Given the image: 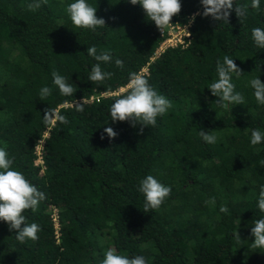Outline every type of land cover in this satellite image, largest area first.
<instances>
[{"label":"trees","instance_id":"1","mask_svg":"<svg viewBox=\"0 0 264 264\" xmlns=\"http://www.w3.org/2000/svg\"><path fill=\"white\" fill-rule=\"evenodd\" d=\"M30 2L0 0V147L7 145L13 167L46 199L36 212L23 213L27 223L42 228L36 241L20 243L16 230L0 220V264H100L110 248L142 255L148 264H264V248L251 247L254 221L264 218L258 208L264 142L250 143L253 129L264 132V105L250 85L256 77L264 82V49L251 35L254 27L264 29V0L259 12L251 0H236L247 6L243 22L235 11L229 22L205 17L201 0H180L171 22L183 24L195 15L190 37L152 61L163 36L140 4L87 0L106 22L92 31L72 24L65 9L74 0H48L36 11L27 9ZM92 45L113 57L101 63L114 73L102 84L89 80L98 63L87 53ZM224 56L242 70L232 82L245 97L243 105L229 109L218 106L207 87L218 79L216 63ZM116 58L123 60L122 69ZM53 71L77 89L73 96L60 94ZM132 72L145 74L173 105L142 134L141 125L110 116ZM44 86L52 93L41 100ZM83 102L77 111L75 104ZM47 108L69 123L45 125ZM107 127L118 135L109 138ZM199 130L215 133L217 143H206ZM147 175L171 187L160 209L149 212L138 191ZM213 197L215 204L206 203Z\"/></svg>","mask_w":264,"mask_h":264},{"label":"clouds","instance_id":"2","mask_svg":"<svg viewBox=\"0 0 264 264\" xmlns=\"http://www.w3.org/2000/svg\"><path fill=\"white\" fill-rule=\"evenodd\" d=\"M132 5L140 4L146 14V17L154 21L160 31L169 27L172 23V17L178 15L181 11L180 0H130ZM204 11L203 16H211L214 20L229 22L231 11H235L236 16L241 22L247 17V6L241 5L236 0H201ZM261 0H251V8L260 11ZM48 0H31L26 5L29 11H36L42 5H47ZM66 12L70 16L72 24L81 29L96 31L98 27L106 26L104 18H98L96 15L97 8L87 3V0H74L66 6ZM195 19V15L190 18V22ZM190 34V33H189ZM252 39L256 46L264 49V29L254 27L251 32ZM88 55L94 57L98 62L91 67L89 80L91 82L102 84L105 80L110 79L114 73L104 71L101 63H111L113 61L110 50H103L97 53L95 45L88 46ZM116 67L123 68V60L116 58L114 61ZM216 71L218 79L209 84L207 87L211 90L212 95L218 97L215 101L218 106L229 109L230 106L245 103V97L235 90V84L232 82V76L235 74L239 77L242 70L229 56L223 57V62L217 60ZM53 84L59 89L63 96H73L76 88L68 83L65 76L60 75L57 71L52 72ZM254 89L256 101L264 105V82L258 77L250 81ZM127 92L121 93L114 99L110 108V116L113 122L128 121L132 127L137 124L141 125L138 134H142L144 127H155L157 118L168 113L173 107L172 102L164 95L158 93L148 81L143 73L132 72L129 74ZM52 89L44 86L40 89L39 98L45 100L51 95ZM83 103H76L77 111H83ZM43 122L47 126L55 127L57 122L60 124L69 123L65 115L60 114L55 109H45ZM109 138L118 135L113 128L104 129ZM199 136L208 144L217 143L218 136L215 133L199 130ZM103 139V134L101 135ZM264 142V132L259 129H253L251 132V145L255 146ZM7 145L0 147V220L8 224L9 230H16V239L20 243L26 240L36 241L38 232L42 228L37 223H27V218L23 214L26 210L36 212L40 202L46 199L44 192L38 190L23 174L22 171L13 167L15 157H11L6 150ZM264 166V162H262ZM138 191L145 197L144 210H159L167 197L171 194V187L166 186L158 181L153 175H147L140 181ZM206 203L215 204V198H210ZM258 208L264 212V186H261L258 199ZM227 212L226 206L220 209ZM251 234L254 236L252 248H264V218L254 221L251 228ZM237 240L240 235L236 233ZM100 264H148L146 258L142 255L129 257L120 255L114 249H108L104 254V259Z\"/></svg>","mask_w":264,"mask_h":264},{"label":"built area","instance_id":"3","mask_svg":"<svg viewBox=\"0 0 264 264\" xmlns=\"http://www.w3.org/2000/svg\"><path fill=\"white\" fill-rule=\"evenodd\" d=\"M189 25H190V21H187L183 24H177V23L172 24L171 23L169 27L165 28L162 31H160L157 28L160 35L163 36V39L159 42V44L156 46V48L150 55L149 61H152L154 58L158 57L159 54L163 52V50H165L167 47H172L178 44L181 46H184L190 37ZM141 72H145V68H142ZM36 151L37 152L39 151V146H36ZM35 162H40V161L39 159H37ZM55 213H56L55 209L53 208L52 213H51V218H52V223H53V228H54V236L57 237L58 236V225L56 222Z\"/></svg>","mask_w":264,"mask_h":264},{"label":"rangeland","instance_id":"4","mask_svg":"<svg viewBox=\"0 0 264 264\" xmlns=\"http://www.w3.org/2000/svg\"><path fill=\"white\" fill-rule=\"evenodd\" d=\"M124 88H120V90L119 91H122Z\"/></svg>","mask_w":264,"mask_h":264}]
</instances>
